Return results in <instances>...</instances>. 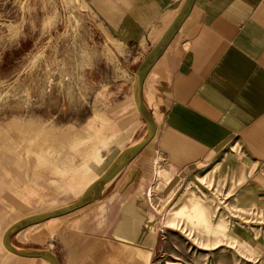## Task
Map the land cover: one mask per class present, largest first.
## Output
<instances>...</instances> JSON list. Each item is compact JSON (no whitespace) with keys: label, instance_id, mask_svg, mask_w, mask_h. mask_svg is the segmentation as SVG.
Here are the masks:
<instances>
[{"label":"crops","instance_id":"crops-1","mask_svg":"<svg viewBox=\"0 0 264 264\" xmlns=\"http://www.w3.org/2000/svg\"><path fill=\"white\" fill-rule=\"evenodd\" d=\"M183 2L96 0L97 14L133 54L128 74L103 81L93 115L78 128L80 135L73 122L65 128L56 119L36 122L32 131L17 124L15 137L9 133L12 124L1 129V201L30 213L2 230L0 264H49L9 252L2 243L6 228L23 217L59 208L31 209L42 205V194L77 198L145 136L133 98L135 73L165 36ZM139 100L154 125L141 152L80 209L13 232V246L51 253L59 264H103L117 256L119 242L152 249L158 220L149 187L156 168L161 166L164 179L180 176L183 181L230 146H238L240 153L235 151L227 165L245 173L231 194L234 206L264 208V0H192L145 76ZM78 182L80 190L69 188ZM249 245L258 264H264L261 227L250 230Z\"/></svg>","mask_w":264,"mask_h":264},{"label":"rangeland","instance_id":"rangeland-1","mask_svg":"<svg viewBox=\"0 0 264 264\" xmlns=\"http://www.w3.org/2000/svg\"><path fill=\"white\" fill-rule=\"evenodd\" d=\"M1 1L0 133L12 124L9 133L15 137L18 125L32 131V124L56 119L65 128L73 122L80 135L103 81L127 75L133 54L97 14L96 0ZM235 151L240 153L238 146L224 148L183 181L180 176L164 179L161 166L156 168L149 191L158 226L149 264H258L249 238L253 227L264 230V208L234 206L231 194L245 176L227 165ZM79 185L69 188L77 191ZM2 192L0 234L13 219L30 213L1 201ZM76 196L42 194V205L31 209L61 207ZM127 262L132 259L119 254L102 260Z\"/></svg>","mask_w":264,"mask_h":264},{"label":"water","instance_id":"water-1","mask_svg":"<svg viewBox=\"0 0 264 264\" xmlns=\"http://www.w3.org/2000/svg\"><path fill=\"white\" fill-rule=\"evenodd\" d=\"M192 0H184L180 11L178 12L175 20L173 21L172 25L170 26L169 30L165 34V36L162 38V40L159 42V44L156 46V48L148 55V57L142 62V64L139 66L135 73L134 82L132 85L133 89V98L136 105V109L140 116L142 117L145 126H146V134L145 136L137 142L134 146L127 149L124 153H122L114 162H112L96 179H94L82 192L81 194L74 199L72 202L59 207L57 209L36 214V215H30L23 217L15 222H13L11 225H9L6 230L3 233L2 236V243L4 247L11 252L14 255L21 256V257H27V258H35L44 260L49 264H59L57 258L48 252L40 251V250H25L22 248H18L13 246L9 242V237L13 232L16 230L31 225L35 223H39L45 220H48L50 218L60 217L64 216L66 214H69L71 212H74L90 201H92L96 196L101 192V190L106 186V184L111 181L128 163H130L140 152L141 150L147 145L149 140L154 134V125L152 123V120L148 113L144 110L142 107L140 100H139V90L140 86L149 72V70L152 68L154 63L157 61V59L162 55L166 47L168 46L169 42L173 38L174 34L178 30L179 26L181 25L182 21L184 20L188 9L191 5ZM118 249L117 254H119L121 257H125L126 259L129 258L132 259V264H149V260L151 257V249L148 250H141L137 246H132L129 244H126L124 242L118 243ZM116 254V253H115ZM116 254V255H117ZM134 254H137V261L131 257H133ZM141 254V255H140ZM127 264H131L128 263Z\"/></svg>","mask_w":264,"mask_h":264},{"label":"bare ground","instance_id":"bare-ground-1","mask_svg":"<svg viewBox=\"0 0 264 264\" xmlns=\"http://www.w3.org/2000/svg\"><path fill=\"white\" fill-rule=\"evenodd\" d=\"M198 205V204H197Z\"/></svg>","mask_w":264,"mask_h":264}]
</instances>
